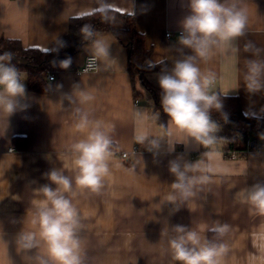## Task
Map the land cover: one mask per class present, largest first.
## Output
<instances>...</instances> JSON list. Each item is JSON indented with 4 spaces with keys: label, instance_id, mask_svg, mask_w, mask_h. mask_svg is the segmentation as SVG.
I'll return each mask as SVG.
<instances>
[{
    "label": "crops",
    "instance_id": "crops-1",
    "mask_svg": "<svg viewBox=\"0 0 264 264\" xmlns=\"http://www.w3.org/2000/svg\"><path fill=\"white\" fill-rule=\"evenodd\" d=\"M240 6L247 12L248 25L237 41L239 54L218 52L198 66L204 73L216 74L210 93L237 96L245 113L264 117V92L251 95L243 84L246 59L250 58L244 45L252 42L264 50V0H240ZM105 9L135 20L152 49L151 63L166 61L170 69L179 58V21L186 14L182 0H0V36L19 39L26 47L55 50L62 45L72 17ZM114 26L124 27L123 20L116 19ZM97 37L110 45L111 55L110 60L99 62V71H77L93 55L91 43L86 44L72 57V69L50 73L56 77L48 80L46 91L32 90L28 75L20 74L26 84L27 109L9 118L0 113V264H24L15 239L22 229L38 231L31 221L43 197L34 189L50 183L45 174L55 167L74 177L71 145L86 134L76 127L73 109L77 106L90 119L108 126L115 145L103 188L92 192L74 185V193L69 194L83 218V264H174L167 236L162 233L165 224L200 229L208 238L217 222L230 225L221 241L229 248L223 264H264V237L259 235L264 232V215L234 197L236 192L264 182V140L261 147L232 159L223 155V141H214L207 149L191 140L187 143L186 133L170 120L166 126L159 123L149 92L139 85L136 93L127 70V50L115 35L101 32ZM159 74H148L157 86ZM77 85L94 99L69 105L63 97ZM142 134L184 143H176L169 152L162 142L153 153L137 142ZM177 158L203 160L209 165L206 174L210 177L198 196L179 210L170 203L161 205L175 181L169 162ZM34 254L35 250L28 253Z\"/></svg>",
    "mask_w": 264,
    "mask_h": 264
},
{
    "label": "clouds",
    "instance_id": "clouds-1",
    "mask_svg": "<svg viewBox=\"0 0 264 264\" xmlns=\"http://www.w3.org/2000/svg\"><path fill=\"white\" fill-rule=\"evenodd\" d=\"M182 7L186 14L179 21L180 31L176 40L179 58L174 60L170 69L165 65L157 78L161 90L160 103L171 123L186 133L187 143L191 140L198 145H210L215 141L212 133L218 128L210 112L212 109L222 110L223 103L218 94L208 91L216 80V74L202 72L198 62H206L218 52L238 55L237 41L245 35L248 15L240 6V0H182ZM81 36L91 41L92 53L99 62L111 59L110 45L103 37H97L90 26L81 29ZM243 51L250 54L243 73L245 91L251 95L264 92V50L248 42ZM11 61V53L0 55V113L6 114L7 118L28 107L25 103L28 99L26 84ZM70 64L69 58L61 61L59 66L67 69ZM93 67L100 70L99 63ZM63 98L69 105H83L92 101L94 96L77 85ZM73 111L77 129L86 130L84 138L71 145L74 177L53 167L45 174L50 183L34 189L43 197L31 221L38 231L22 229L15 239L17 252L23 253L24 264H83L81 233L84 223L69 194L74 193V185L92 192L103 188L104 180L110 174L115 145L110 129L103 121L90 119L89 113L79 106ZM224 115L227 118V114ZM137 142L153 153L160 150L162 142H166L169 152L174 151L176 143H184L148 134L138 136ZM208 170L209 165L203 160L188 162L177 158L170 161L169 172L175 181L161 205L170 203L175 210L185 206L209 182ZM234 197L264 215V182L254 183L236 192ZM210 231L222 238L230 231V225L217 222ZM162 233L167 236L174 264H223V258L229 251L226 243L208 239L200 229L183 225L169 228L165 224ZM259 235L264 237V232ZM32 250L35 254L28 255Z\"/></svg>",
    "mask_w": 264,
    "mask_h": 264
},
{
    "label": "trees",
    "instance_id": "trees-1",
    "mask_svg": "<svg viewBox=\"0 0 264 264\" xmlns=\"http://www.w3.org/2000/svg\"><path fill=\"white\" fill-rule=\"evenodd\" d=\"M123 20L124 27L116 28L114 21ZM90 26L96 36L101 32H112L120 43L126 48L128 54L127 70L132 78L134 89L138 94L139 85L149 92L154 100L153 111L157 120L166 126L170 120L163 111L160 103V88L148 79V74L161 72L167 67L166 61L151 63L149 58L152 49L148 48L145 35L140 32L132 17L122 15L114 10H101L84 16L72 17L69 21V29L63 39L62 45L55 50H42L36 47H26L19 39H10L0 36V55L11 53V63L15 65L19 73L28 75V86L35 91H46L49 74L60 70L72 69V63L67 69L61 68L60 62L72 57L81 51L84 45L91 43L81 36V29ZM153 65L150 67L149 65ZM50 81V80H49ZM218 94L223 103V109H212L210 116L218 128L212 133L215 142L223 140L225 147L239 152H247L261 147L260 141L264 139V117H257L245 113L237 96ZM227 114L225 118L224 114ZM254 141L249 144L248 140ZM208 239L222 241L212 231Z\"/></svg>",
    "mask_w": 264,
    "mask_h": 264
},
{
    "label": "built area",
    "instance_id": "built-area-1",
    "mask_svg": "<svg viewBox=\"0 0 264 264\" xmlns=\"http://www.w3.org/2000/svg\"><path fill=\"white\" fill-rule=\"evenodd\" d=\"M170 35H171V33L168 32V33H167V36H170ZM98 63H99V61L96 59V57H94V55H89V56L86 57L84 64H83V65L81 66V68L78 69L77 71H78L79 73L89 72V71H96V68L93 67V65L98 64ZM55 77H56V76H55L54 74H49V79H50V80H54ZM136 102H137V101H136ZM251 142H252L251 139H249V140H248V143L250 144ZM11 150H13V148H11ZM224 152H225L228 156H230L231 158H237V157H239L240 154H241V152H239V151H237V150H234V149H229V148H226V149L224 150ZM121 156H122L123 158H128L129 154H128L127 152H122V153H121Z\"/></svg>",
    "mask_w": 264,
    "mask_h": 264
},
{
    "label": "rangeland",
    "instance_id": "rangeland-1",
    "mask_svg": "<svg viewBox=\"0 0 264 264\" xmlns=\"http://www.w3.org/2000/svg\"><path fill=\"white\" fill-rule=\"evenodd\" d=\"M140 87V86H139ZM264 140V139H263ZM221 142L223 141V140H220ZM220 141H218V142H220ZM223 143V142H222ZM210 145H212V144H210ZM210 145H205V149H207L208 147H210ZM225 145V144H224ZM223 145V147H225ZM226 149V147L225 148H223V149H221V151H222V153H223V155L226 157V158H228V159H232L230 156H228L225 152H224V150ZM243 155H240V157H242Z\"/></svg>",
    "mask_w": 264,
    "mask_h": 264
},
{
    "label": "water",
    "instance_id": "water-1",
    "mask_svg": "<svg viewBox=\"0 0 264 264\" xmlns=\"http://www.w3.org/2000/svg\"><path fill=\"white\" fill-rule=\"evenodd\" d=\"M252 145H254V141L252 142Z\"/></svg>",
    "mask_w": 264,
    "mask_h": 264
}]
</instances>
